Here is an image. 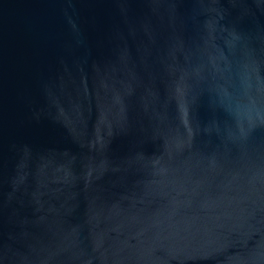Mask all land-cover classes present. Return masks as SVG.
<instances>
[{
    "label": "water",
    "instance_id": "1",
    "mask_svg": "<svg viewBox=\"0 0 264 264\" xmlns=\"http://www.w3.org/2000/svg\"><path fill=\"white\" fill-rule=\"evenodd\" d=\"M0 264H264V0H0Z\"/></svg>",
    "mask_w": 264,
    "mask_h": 264
}]
</instances>
